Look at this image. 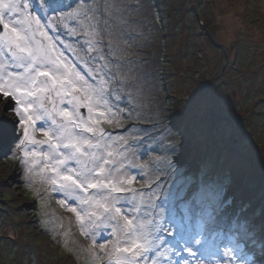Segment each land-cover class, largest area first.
Instances as JSON below:
<instances>
[{
	"label": "snow or ice",
	"instance_id": "1",
	"mask_svg": "<svg viewBox=\"0 0 264 264\" xmlns=\"http://www.w3.org/2000/svg\"><path fill=\"white\" fill-rule=\"evenodd\" d=\"M130 7L0 0V147L30 188L61 197L95 264H264V229L257 236L227 187L234 172L257 170L264 186V156H252L219 90L222 69L136 128V97L123 91L139 80ZM209 140L217 166L206 159L189 177L182 157Z\"/></svg>",
	"mask_w": 264,
	"mask_h": 264
},
{
	"label": "rangeland",
	"instance_id": "2",
	"mask_svg": "<svg viewBox=\"0 0 264 264\" xmlns=\"http://www.w3.org/2000/svg\"><path fill=\"white\" fill-rule=\"evenodd\" d=\"M119 3L131 6L127 30L135 34V43L130 42L128 51L135 59L132 76L139 80L134 88L123 91L136 97V128L151 124L158 111L166 115V109L177 110L178 101L188 95L193 84L208 81L222 69L219 90L228 99L252 156H264V0L250 1L248 9L245 0ZM243 7L248 16L245 24H240L238 15ZM239 25L247 31L238 33ZM225 52L229 53L226 65ZM131 134L139 133L133 130ZM216 152L211 140L194 146L182 157L181 171L186 170L191 177L206 159L210 167H216ZM6 153L7 148L0 147V264H95L86 251L91 241L80 235L72 214L56 203L61 197L54 193L45 195L40 184L30 188L23 181L17 162ZM164 154L162 149L151 153ZM219 164L223 165L222 158ZM232 176L227 187L235 210L245 211L259 236L264 229V186L259 172H234ZM174 178L178 182L183 179L169 172V181ZM37 188L41 189L42 199L35 194ZM64 232L68 233L66 245L61 235ZM101 242L97 240V244Z\"/></svg>",
	"mask_w": 264,
	"mask_h": 264
},
{
	"label": "trees",
	"instance_id": "3",
	"mask_svg": "<svg viewBox=\"0 0 264 264\" xmlns=\"http://www.w3.org/2000/svg\"><path fill=\"white\" fill-rule=\"evenodd\" d=\"M246 1V8L248 9V6H249V3H250V1H252V0H245ZM247 9H245L244 7H243V9H242V12L238 15L239 16V19H240V24L242 23V24H245V22H244V20H245V17H247L248 15L246 14V10ZM241 16H243L242 18L243 19H241ZM238 19V20H239ZM244 22V23H243ZM264 23L262 24V30L264 29ZM244 25H239L238 27H237V30L239 31L238 33H240V34H243V33H245L246 31H247V29H244V28H241V27H243ZM262 32H264V31H262ZM263 35H264V33H263ZM253 38V37H252ZM251 43H249L248 45H250Z\"/></svg>",
	"mask_w": 264,
	"mask_h": 264
},
{
	"label": "bare ground",
	"instance_id": "4",
	"mask_svg": "<svg viewBox=\"0 0 264 264\" xmlns=\"http://www.w3.org/2000/svg\"><path fill=\"white\" fill-rule=\"evenodd\" d=\"M244 186V185H243ZM240 195V194H239Z\"/></svg>",
	"mask_w": 264,
	"mask_h": 264
}]
</instances>
